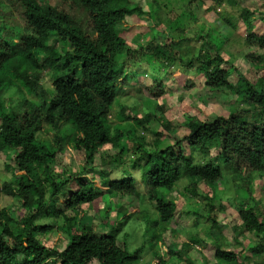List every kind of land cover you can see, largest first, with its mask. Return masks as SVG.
I'll return each mask as SVG.
<instances>
[{
  "label": "trees",
  "instance_id": "obj_1",
  "mask_svg": "<svg viewBox=\"0 0 264 264\" xmlns=\"http://www.w3.org/2000/svg\"><path fill=\"white\" fill-rule=\"evenodd\" d=\"M209 1L212 8L190 0L184 16L197 22L206 11L238 7L245 33L236 45L249 49L244 59L255 78L224 58L230 51L211 30L188 36L172 26L156 0L144 7L140 0H0V169L9 175L0 193L15 199L23 212L18 216L10 206L0 208V264H135L145 246L154 250L152 264H197L195 247L205 244L217 264H261L264 189L255 199L253 183L264 179V55H257L264 50V9L239 7L256 0ZM214 14L236 28L232 15ZM127 17L147 26L152 38L128 41ZM175 70L201 79L178 84ZM138 76L150 83L134 81ZM168 80L183 92L204 89L217 95L228 110L204 120L190 113L182 123L166 120L158 103L170 92ZM131 81L141 96L121 104L115 114L118 90ZM189 99L186 109L202 113L194 96ZM144 103L153 110L143 109ZM111 115L117 123H110ZM151 122L162 131L149 130ZM147 131L156 136L151 151L137 142ZM164 131L170 139L159 138ZM62 152L68 156L65 167H60ZM135 168L155 218L121 204L141 197L130 173ZM181 181L207 201V211H194L195 230L188 240L171 243L161 254L163 235L177 233L170 225L179 208L167 194ZM220 184L226 191L229 185L244 190L250 199L248 205L229 201L227 207L218 198L220 211L229 208L240 222L230 224L233 244L222 236L228 221L218 222L213 213ZM107 202L113 204L112 220L107 210L103 224L95 226L89 213ZM135 225L142 235L132 249L126 237L134 235ZM200 226H206L203 236ZM57 233L65 236L62 249L48 244ZM245 242L254 243L249 257L236 250Z\"/></svg>",
  "mask_w": 264,
  "mask_h": 264
},
{
  "label": "rangeland",
  "instance_id": "obj_2",
  "mask_svg": "<svg viewBox=\"0 0 264 264\" xmlns=\"http://www.w3.org/2000/svg\"><path fill=\"white\" fill-rule=\"evenodd\" d=\"M151 1L153 0H143L140 2L143 4L142 6L144 7L147 4H150ZM159 4L160 7V13L164 17V19H168L169 22L172 24L174 27H181L183 28L188 36H195L196 30L198 31L199 29H203L204 31H209L211 30V34L213 37L225 42L224 49L227 50L229 49L228 54H223L225 59H229V62H233V64L242 72V73H247L249 77L254 76L255 70L249 69L250 65L247 60H245L244 56L247 54V52H250L249 49H240L236 43L242 39L244 36L245 30H244V24L243 22L239 19L240 15V10L238 7H229V6H223V7H217L214 11H206V8L203 7V10L206 12L202 14V17L197 20V22H192L191 20H188L184 14V6L187 5V3L190 0H156ZM201 2L207 7V8H212L211 2L209 0H201ZM211 6V7H210ZM239 7H245L249 10H253V7H258V8H263L264 9V4L262 5L261 1H257L255 5L253 4H248L245 3V6H240ZM214 12H218L221 15H232L236 21H235V29L230 28L227 26L221 19H215L216 16ZM145 22L146 19H144ZM138 21V20H137ZM136 19L133 18H126V24L127 26L124 28L125 33L124 37L130 41V42H146L150 38H152L151 34L148 31L147 26H145L142 22L137 23ZM260 26V25H259ZM122 28V29H123ZM258 31V30H257ZM227 41L229 43H227ZM257 55L263 54L264 55V50L261 52L257 51ZM261 66V65H260ZM253 67V66H252ZM175 73V80L178 84L183 83V81L187 80V78H193V81L195 80H200L201 77H198L195 75L193 72L190 73H183L182 71L179 72L177 70L174 71ZM236 76L233 75L230 77L231 82L236 81ZM139 83L143 84H149L150 80L145 77V76H138L136 80H134ZM45 82H47V79H45ZM166 84L168 86V89L170 88V92L167 96L164 98H161L159 100L158 104H163L164 106V114L166 120H172L175 123H182L186 119L187 114H193L198 117V119H205V116L211 115L214 116L217 113H224L228 110V105L225 104V101L218 97L217 95H210V93H207L204 89H201L200 91L194 89L189 92H183L182 89H178L174 86V84L171 83V81H166ZM119 91V97L117 99V102L114 106V113L117 114L119 106L121 104H129L132 99L138 100L141 96L140 92L136 87H134L133 81H131L126 87L121 88ZM182 91V92H179ZM193 95L194 98L196 99L197 105L200 107L202 113L198 110V112L194 113V110L190 111L187 110L186 105H190V99L189 96ZM181 96L183 100H178V97ZM141 103V102H140ZM193 103V102H191ZM145 106H143V109L146 110H153L154 106L153 104H146L144 103ZM196 104L193 105V108H197ZM197 111V110H196ZM117 118L116 116L111 115L110 123L115 124L117 123ZM149 130H154L157 132L162 131V127L157 123V122H151L148 126ZM178 133L180 135L186 134V131L184 129H177ZM140 135H142V132H140ZM144 141L141 139H137V142L145 147L147 151H151L153 149V142L156 139V136H154L151 132L147 131L143 135ZM161 140H168L170 139V134L167 131H164L161 134V137H159ZM112 153V152H108ZM139 154H135L132 157L136 158L138 157ZM133 160V158H132ZM131 165L129 161H125ZM60 167H65V165H68V156L65 155V153L62 152L61 158H60ZM97 168H100V164L96 161ZM59 167V168H60ZM130 173L135 176L136 178V183H137V189L138 192L141 194L140 199L139 198H133L129 202L124 199L122 201V205L127 207L129 211H133L134 208L137 209L136 212H148L149 213V219L155 218L156 215L154 214V207L153 204L148 202L147 199L144 198V192H145V187L143 183L141 182L139 178L140 171L138 168L132 169ZM90 176V175H89ZM9 177L8 174H6L2 169H0V184L7 180ZM97 181V178L95 179ZM264 185V179L263 182H258L254 185L253 183V190H254V197L255 199H258L261 195V191L264 189L262 186ZM188 186L187 181H181L179 184H177L173 191L167 194V199L172 200L175 202V204L179 208V213L175 217V222L170 225V228L175 230L177 233H171L167 232L166 234L163 235V241L162 244L160 245V250L161 254H165L167 252V247L171 245V243H175L180 246V244L185 241V239L188 238L190 235L189 233L193 232L194 229V224L193 220L195 219L194 217V211L196 212L197 210L200 213H204L207 211V208L205 205H207V201L196 198L194 195H192L189 192V189L186 187ZM232 185H229L228 191H226V188L224 187L223 184H220L216 186L215 188V198L214 201L211 202L214 205V211L213 213L216 214L217 221H228L229 226L224 228L222 230V236L225 239H228L229 241L232 242L233 244V232L231 230L230 224L237 225L240 223L238 220H235L232 216V212L227 209L226 214L222 213L219 209V204L224 203L227 207L229 205V201L232 202L233 204L236 203H244L248 205L250 199H248L247 194L244 190H234L231 187ZM225 188V191H224ZM188 190V191H187ZM203 192V187L198 186V193L201 194ZM257 195V196H256ZM219 196L223 199V201L220 203L219 201ZM117 202H113L114 204H117ZM108 203L107 204H101V205H96L89 214L92 218L93 224L95 226H98L103 224V215L104 212H108V218L109 221L112 220V215H113V204ZM10 206L14 212L17 213L18 216L22 215V211L19 209V204L15 199L12 198H7L5 197L4 194L0 193V208ZM110 213V214H109ZM213 214H210L212 216ZM204 221L197 220V224H203ZM208 224V223H207ZM142 227V226H141ZM201 228V229H199ZM199 232L201 233L202 228H206V226L202 227L200 226ZM134 229V235H131V233H128L126 239L127 240H132L131 241V247L133 249L137 248L140 246V241L139 238L141 237L142 233L140 232V227L138 225H135ZM201 236V237H202ZM188 240V239H187ZM242 240V238H241ZM65 242V236L63 234L57 233L54 235V238L51 239V241L48 243L49 245L51 243L57 244V246L62 249V243ZM245 242V245H239L236 247V250L242 253V255L249 257V248L254 244L251 245L247 244ZM249 249V250H248ZM195 250L197 253H194L192 258L196 260L197 264H217L218 261L213 257V249L210 244H205V245H197L195 247ZM154 250H151L149 247L145 246L143 247V252H142V257L139 262L135 264H152V252ZM168 264H176L175 262H168ZM220 264V263H219ZM261 264H264V254H263V259H261Z\"/></svg>",
  "mask_w": 264,
  "mask_h": 264
}]
</instances>
